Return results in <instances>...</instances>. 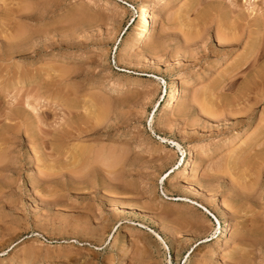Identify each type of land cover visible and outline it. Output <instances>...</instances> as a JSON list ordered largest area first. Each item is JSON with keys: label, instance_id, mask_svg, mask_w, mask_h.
Segmentation results:
<instances>
[{"label": "rangeland", "instance_id": "obj_1", "mask_svg": "<svg viewBox=\"0 0 264 264\" xmlns=\"http://www.w3.org/2000/svg\"><path fill=\"white\" fill-rule=\"evenodd\" d=\"M145 1L0 0V264H264V0H162L120 60Z\"/></svg>", "mask_w": 264, "mask_h": 264}, {"label": "bare ground", "instance_id": "obj_2", "mask_svg": "<svg viewBox=\"0 0 264 264\" xmlns=\"http://www.w3.org/2000/svg\"><path fill=\"white\" fill-rule=\"evenodd\" d=\"M160 5H163L162 4V0H158V2L154 3L152 1H145L140 7H138L136 10H135V14H136V19L134 20V28H132V30L130 31L129 33V36L124 40V43L122 44L121 48H120V60L122 58V55L127 52V51H135L137 49H139L143 43H144V40L145 38L147 37V34L153 24V22H155L156 20V17H151L150 16V10L153 6L155 7H159ZM130 6V5H129ZM131 7V6H130ZM155 16V15H154ZM217 21V20H216ZM205 23V22H204ZM222 24V23H220ZM229 25H231L232 23H227ZM224 27H225V24H223ZM228 25V26H229ZM235 25V24H234ZM216 27H218L217 25H215ZM201 27V26H200ZM230 27V26H229ZM233 28V25L231 26ZM236 27V26H235ZM227 28V27H226ZM229 29V28H228ZM226 29V30H228ZM224 30V28H223ZM234 29H232L231 31L229 30V35L228 36H222V35H217L216 36V42L219 43L220 47H219V50H218V54H223L224 51H227V48H229L230 46H233V45H236L238 43L241 42V39H242V35H237L235 34V31L233 32ZM236 30V29H235ZM196 31V30H195ZM193 32V31H192ZM190 33V32H189ZM217 33V32H216ZM221 33V32H220ZM223 33V32H222ZM238 33V32H237ZM248 33V32H247ZM246 33V34H247ZM233 34V35H232ZM240 34V33H239ZM245 34V35H246ZM194 35V34H193ZM191 35V36H193ZM197 35V34H196ZM189 36V35H188ZM259 36V35H258ZM245 37V36H244ZM252 37V36H251ZM195 39V37H193ZM246 38L248 39L249 42H251V47H250V51L248 52V56L244 58V61H241L239 63H237V65L235 66V69L236 71L238 72V70H241V71H248L249 73V70L253 69L255 66L254 64H256V59L257 57L259 58V56L261 55V52L263 53L264 49H263V43H261V41L257 42V40L254 38H250V34L249 35H246ZM257 38V37H256ZM194 39H192L194 41ZM94 53L95 51H93L92 53L89 54V56H94ZM5 54V53H4ZM258 54H260L258 56ZM60 55H55L53 57V60H61V59H66V56H63L61 59L59 57ZM224 56V55H223ZM127 57V56H126ZM226 58V57H225ZM124 59V58H122ZM223 59V58H222ZM133 62V61H132ZM119 63V62H118ZM123 63V62H122ZM121 64V63H120ZM234 69V70H235ZM262 70V69H261ZM242 73V72H241ZM245 73V72H244ZM260 73V72H259ZM237 74V73H236ZM182 74H178L176 75L174 78H172L169 83L167 84L162 78H156V80L160 81L165 87L164 89V104H163V109L166 111L168 110L169 108H171L173 106V100L177 94V87L179 85V80L182 78L181 77ZM235 75V73H234ZM246 84V83H245ZM229 85V84H228ZM131 86H136L135 83H133ZM230 86H231V83H230ZM128 90H132L131 87L129 86L128 87ZM104 91V90H103ZM239 93L242 94V97H236L237 101L239 102L240 100H242V98L244 100H249L251 98V96L253 97H259L261 95L264 94V71L261 72L260 74H257L256 77L249 81L241 90H239ZM252 97V98H253ZM262 97V96H261ZM235 99V100H236ZM252 100V99H251ZM254 100V99H253ZM256 100V99H255ZM250 101V100H249ZM249 101H247L249 103ZM234 102V101H233ZM247 104V103H245ZM206 105V104H205ZM206 107V106H205ZM212 111V110H211ZM231 114V113H230ZM213 115V114H212ZM210 116V114H209ZM213 117V116H212ZM214 119V117H213ZM150 123H154V117L151 118V121ZM246 130H247V127L246 125L241 129L240 132L238 133H235L233 135L232 138H230L229 140V146H234L236 145L237 143H239V139L242 138L244 135H247L246 134ZM248 133V132H247ZM164 140V139H162ZM215 141V139H214ZM176 146L177 149L181 150V147L175 143L174 144ZM209 146V143H206L204 145H200L198 147H195V146H189L187 147V149L185 150V152L187 153V155L189 156V160H188V163H186V166L183 167V169L180 171V173L178 174V177L179 178H186L188 176V168H189V165L191 163V159L194 155V152L197 151V149H205ZM184 152V151H182ZM186 156V155H185ZM199 158V157H198ZM202 158V157H201ZM193 160V159H192ZM234 161V159H233ZM200 163H201V160L198 159V161L192 166V175L193 176H196L201 168H200ZM232 163V162H231ZM234 163V162H233ZM250 170V169H249ZM245 172V171H244ZM260 172V171H259ZM262 173V172H261ZM254 174V173H253ZM248 175V173L246 174ZM255 175V174H254ZM191 176V175H190ZM252 176V175H251ZM259 176V175H258ZM263 175H261L262 177ZM192 177V176H191ZM242 177V176H241ZM243 178V177H242ZM245 178V176H244ZM254 178V177H253ZM243 180V179H242ZM255 182V181H254ZM258 183V182H256ZM244 184V183H243ZM255 185V183H253ZM252 185V183H251ZM253 185V187H254ZM259 185V184H258ZM235 186V184H234ZM238 187V186H237ZM241 187V185H240ZM239 187V188H240ZM244 188V186H243ZM250 188V187H249ZM255 188V187H254ZM190 189V188H188ZM236 189V187H235ZM230 190V189H229ZM241 190L238 189V192L235 191V195L233 197V199H243V192L240 193L239 191ZM247 190V189H245ZM243 191V190H242ZM231 192V191H230ZM245 192V191H244ZM249 192V190H248ZM233 193V192H232ZM234 194V193H233ZM247 194V193H246ZM239 201V200H238ZM201 208L204 207V209L207 211V209L205 208V206L201 205ZM224 210V208H222ZM130 210V209H129ZM225 211V210H224ZM210 216H213L211 213H208ZM214 218V217H212ZM227 219H224L222 222L223 224H226L227 225ZM230 237H232V235H230ZM218 239V238H217ZM216 239V242H218V240ZM229 239V238H228ZM202 242V241H201ZM206 242V241H204ZM203 242V243H204ZM229 243V242H228ZM27 257V256H25Z\"/></svg>", "mask_w": 264, "mask_h": 264}]
</instances>
